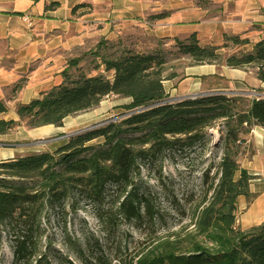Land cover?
<instances>
[{
    "label": "trees",
    "instance_id": "obj_1",
    "mask_svg": "<svg viewBox=\"0 0 264 264\" xmlns=\"http://www.w3.org/2000/svg\"><path fill=\"white\" fill-rule=\"evenodd\" d=\"M56 5L48 2L45 9ZM121 38L99 39L92 48L68 58L60 84L27 104L18 103L17 120L2 118L9 109L0 100V135L20 127H61L66 117L95 108L107 96L129 100L123 118L68 137L52 152L0 160V237L2 227H16L20 235L15 237L14 256L27 261L34 255L32 237L46 207L59 205L73 190L98 201L108 185L120 190L117 212L121 216L137 222L151 220L153 208L132 188L138 161L165 149L190 147L219 122L223 155L191 231L143 246L128 264H264V221L246 230L236 223L237 198L243 197L246 204L256 198L249 190L254 177L241 167L239 158L253 152L242 147L244 136L253 127L264 130V99L213 93L168 102L163 85L176 77L171 62L180 60L188 66L251 68L264 84V39L250 51L226 55L229 44L242 47L248 39L224 35L221 46L200 45L190 34L137 48L132 40L125 39L126 44ZM167 44L170 48L164 47ZM86 57L96 74L81 66ZM24 82V78L17 81L12 94ZM96 139L102 143L88 145ZM207 176L208 170L204 180Z\"/></svg>",
    "mask_w": 264,
    "mask_h": 264
},
{
    "label": "crops",
    "instance_id": "obj_2",
    "mask_svg": "<svg viewBox=\"0 0 264 264\" xmlns=\"http://www.w3.org/2000/svg\"><path fill=\"white\" fill-rule=\"evenodd\" d=\"M206 1L0 0V100L6 101L9 109L2 118L17 120L18 103L27 104L59 85L67 59L92 48L99 39L111 41L123 36L152 46L156 40L195 34L200 45L221 46L224 35H237L248 39L245 51L264 39V0ZM48 2L57 5L46 10ZM193 68L188 76L194 77L197 88L202 87V79L216 76L232 90L245 84L264 88L255 77L250 83L244 82V69L224 66L218 73L215 65ZM21 78L25 79L22 88L12 94V86ZM60 128L20 127L0 135V160L14 157V147L26 145L22 141L42 139L60 132ZM245 144L253 152L240 165L254 177L249 190L256 198L250 204L243 197L237 198L236 221L242 230L264 221V130L253 127Z\"/></svg>",
    "mask_w": 264,
    "mask_h": 264
},
{
    "label": "rangeland",
    "instance_id": "obj_3",
    "mask_svg": "<svg viewBox=\"0 0 264 264\" xmlns=\"http://www.w3.org/2000/svg\"><path fill=\"white\" fill-rule=\"evenodd\" d=\"M121 39L129 43L125 37ZM135 46L151 47H144L139 42ZM164 47L170 48V45ZM245 50L246 47L229 44L224 52L230 55ZM90 60L89 57L84 58L81 66L94 75L97 71L93 70ZM170 66H173L176 77L163 84L168 102L213 93L247 98L250 97L245 93L264 95V88L246 84L241 89L232 90L226 81L217 76L215 79H202L205 80L202 87L197 88L194 77L188 76L194 71L193 66H188L184 60L173 61ZM215 66L218 73L223 71V65ZM243 72L244 82L250 83L255 77L254 70L246 68ZM128 102L125 98L107 96L95 108L66 118L60 132L39 140L22 141L26 145L14 147V157L33 152H52L68 137L116 122L125 116L123 106ZM218 129L222 130L219 122L214 128L207 129L205 137L190 147L165 149L154 157L138 161L132 188L153 208L151 220L144 218L137 222L121 216L117 212L120 190L111 185L106 186L98 201L73 190L59 205L43 210L32 237L34 255L27 261L14 256L15 237L20 235L18 229L14 226L1 228L0 264H128L143 246L175 233L191 231L203 197L210 195L208 187L223 155ZM247 137L248 134L244 136L245 140ZM97 143L101 144L102 140H93L88 145ZM250 150L251 147H247V151ZM244 157L249 158V154L246 152L239 162ZM207 170L208 176L204 180Z\"/></svg>",
    "mask_w": 264,
    "mask_h": 264
},
{
    "label": "built area",
    "instance_id": "obj_4",
    "mask_svg": "<svg viewBox=\"0 0 264 264\" xmlns=\"http://www.w3.org/2000/svg\"><path fill=\"white\" fill-rule=\"evenodd\" d=\"M245 95H248L251 99H258V98L264 99V95L260 94L258 92H253V93H250V94L245 93Z\"/></svg>",
    "mask_w": 264,
    "mask_h": 264
}]
</instances>
